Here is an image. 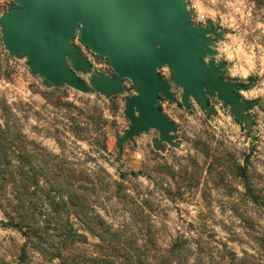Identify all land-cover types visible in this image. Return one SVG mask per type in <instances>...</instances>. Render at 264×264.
<instances>
[{"label":"rangeland","instance_id":"1","mask_svg":"<svg viewBox=\"0 0 264 264\" xmlns=\"http://www.w3.org/2000/svg\"><path fill=\"white\" fill-rule=\"evenodd\" d=\"M188 2L196 25L206 26L211 19L227 31L225 40L217 42L216 58L226 64L227 78L239 82L257 78L253 88L240 92L243 99L258 101L247 112L254 118L252 137L216 99H210L216 116L209 120L193 101L187 112L180 103L181 89L173 85L177 103L162 100L160 105L179 128L180 147L165 145V153L156 152L152 141L158 134L151 131L127 140L119 155L118 140L130 127L124 99L106 100L70 88L46 89L40 78L29 74L26 61L10 59L1 45V34L0 136L9 130L23 134L76 170L105 168L114 181L122 183L124 194L142 207L162 255L179 246L185 264H231L228 252L264 261V0ZM13 6L12 0H0V14ZM74 45L96 72L113 75L107 60L92 54L78 38ZM159 73L170 81L168 68ZM125 88L133 94L130 82H125ZM103 133L107 153L100 147ZM238 165L247 168L246 177H240ZM120 173L125 174L124 180ZM100 202H105L115 225L139 228L129 220L139 210L130 206L126 210L114 200L105 201V196ZM1 222H7L2 209ZM72 223L81 230L78 221L72 219ZM84 235L88 244L78 246L75 253L86 250L91 254L98 240ZM25 244L19 231L0 225V264H60L31 247L25 249Z\"/></svg>","mask_w":264,"mask_h":264},{"label":"water","instance_id":"2","mask_svg":"<svg viewBox=\"0 0 264 264\" xmlns=\"http://www.w3.org/2000/svg\"><path fill=\"white\" fill-rule=\"evenodd\" d=\"M0 14L1 45L10 59L26 61L29 74L46 89L70 88L106 100L124 99L130 123L125 138L133 141L155 131L156 152L178 149L177 124L162 110L161 101H191L209 120L216 116L210 99L229 109L252 137V102L242 98L243 85L227 78L226 64L216 61L218 43L225 40L211 19L196 25L188 0H12ZM113 72H96L74 45L76 39ZM168 68L170 81L159 70ZM133 94H127L125 82ZM258 103V101H256Z\"/></svg>","mask_w":264,"mask_h":264},{"label":"trees","instance_id":"3","mask_svg":"<svg viewBox=\"0 0 264 264\" xmlns=\"http://www.w3.org/2000/svg\"><path fill=\"white\" fill-rule=\"evenodd\" d=\"M234 81L246 91L256 85L257 78ZM102 136L101 151L107 153V137L104 133ZM125 142V136L118 140L119 155ZM249 158H245L246 163ZM71 164L23 134L9 130L0 136V209L7 218L0 225L19 231L26 240L25 249L31 247L45 259L58 260L60 264H162L163 259L185 264L179 246L161 254L142 207L124 194L122 183L114 181L105 168L99 166L97 172L86 167L76 170ZM235 168L240 177L247 176L246 167ZM124 178L125 174L120 173V179ZM102 196L126 210H139L129 218L139 228L135 231L126 223L115 225L105 202H100ZM72 219L80 223L81 230L74 227ZM84 232L98 240L91 254L86 250L75 253L78 246L88 244ZM227 257L231 264H264L251 255L239 258L228 252Z\"/></svg>","mask_w":264,"mask_h":264},{"label":"built area","instance_id":"4","mask_svg":"<svg viewBox=\"0 0 264 264\" xmlns=\"http://www.w3.org/2000/svg\"><path fill=\"white\" fill-rule=\"evenodd\" d=\"M3 2V1H2Z\"/></svg>","mask_w":264,"mask_h":264}]
</instances>
